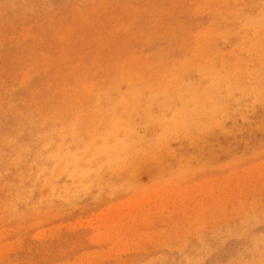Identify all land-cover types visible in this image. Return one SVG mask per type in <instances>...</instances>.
Listing matches in <instances>:
<instances>
[{
	"label": "rangeland",
	"instance_id": "rangeland-1",
	"mask_svg": "<svg viewBox=\"0 0 264 264\" xmlns=\"http://www.w3.org/2000/svg\"><path fill=\"white\" fill-rule=\"evenodd\" d=\"M263 242L264 0H0V264Z\"/></svg>",
	"mask_w": 264,
	"mask_h": 264
},
{
	"label": "bare ground",
	"instance_id": "bare-ground-1",
	"mask_svg": "<svg viewBox=\"0 0 264 264\" xmlns=\"http://www.w3.org/2000/svg\"><path fill=\"white\" fill-rule=\"evenodd\" d=\"M216 10H217V9H216ZM241 22H242V21H241ZM235 25H236V24H235ZM237 25H238V24H237ZM238 47H239V46H238ZM210 53H211V52H210ZM210 65H211V64H210ZM259 67H260V66H259ZM249 68H250V67H249ZM261 69H262V68H261ZM229 71H230V70H229ZM218 72H219V71H218ZM246 74H247V73H246ZM240 77H241V76H240ZM227 78H228V77H227ZM205 80H206V78H205ZM262 80H263V79H262ZM203 81H204V80H203ZM211 82H212V81H211ZM227 82H228V81H227ZM234 83H235V82H234ZM262 83H263V82H262ZM248 86H250V85H248ZM196 87H198V86H196ZM244 87H245V86H244ZM249 88H250V87H249ZM201 92H202V91H201ZM253 92H254V90H253ZM257 92H259V91H257ZM228 93H229V92H228ZM207 94H208V93H207ZM172 96H173V95H172ZM220 96H221V94H220ZM229 97H230V96H229ZM183 100H184V99H183ZM122 101H123V100H122ZM120 106H121V105H120ZM140 107H141V106H140ZM178 107H179V106H178ZM193 108H194V107H193ZM221 111H222V110H221ZM130 113H131V112H130ZM148 115H149V114H148ZM148 115H147V116H148ZM125 119H126V118H125ZM184 120H185V118H184ZM187 122H188V121H187ZM194 123H195V122H194ZM197 123H198V122H197ZM201 123H202V122H201ZM173 125H174V124H173ZM161 127H162V126H161ZM175 127H176V126H175ZM201 129H202V128H201ZM133 131H134V130H133ZM68 136H69V135H68ZM66 137H67V136H66ZM94 138H95V137H94ZM66 139H68V138H66ZM63 140H64V139H63ZM93 140H94V139H93ZM96 143H97V142H96ZM64 144H65V143H64ZM64 144H63V145H64ZM66 144H67V143H66ZM88 144H89V143H88ZM61 145H62V144H61ZM91 145H92V144H91ZM62 148H63V146H62L60 149H62ZM91 149H92V146H91ZM93 149H95V147H94ZM100 149H101V147H100ZM104 149H105V148H104ZM149 149H150V148H149ZM88 151H89V150H88ZM94 151H96V150H94ZM94 151H93V152H94ZM97 151H98V150H97ZM97 151H96V152H97ZM83 152H84V151H83ZM98 152H99V151H98ZM100 152H101V151H100ZM104 152H105V151H104ZM87 153H88V152H87ZM102 153H103V152H102ZM118 153H119V152H118ZM78 154H79V153H78ZM78 154H76V155H78ZM100 154H101V153H100ZM100 154H99V155H100ZM107 154H108V153H107ZM107 154H106V155H107ZM86 155H87V154H86ZM86 155H84V156H86ZM94 155H95V153H94ZM74 156H75V155H74ZM88 156H90V155H88ZM92 157H93V156H92ZM72 158H73V157H72ZM85 158H88V157H85ZM90 158H91V157H90ZM97 158H98V157H97ZM99 158H100V157H99ZM81 159H83V158H81ZM74 160H75V159H74ZM78 160H79V159H78ZM86 160H88V159H86ZM100 160H101V159H100ZM123 160H124V159H123ZM123 160H122V161H123ZM84 161H85V160H84ZM122 161H119V162H122ZM68 162H69V161H68ZM70 162H71V161H70ZM81 162H82V161H81ZM98 162H99V161H98ZM82 163H83V162H82ZM115 163H116V162H115ZM58 164H59V163H58ZM68 164H69V163H68ZM73 164H74V163H73ZM86 164H87V163H86ZM86 164H85V166H86ZM95 164H96V163H95ZM111 164H112V163H111ZM70 165H71V164H70ZM70 165L67 166V167H70ZM79 165H80L81 167L84 166V165L81 164L80 162H79ZM115 165H116V164H115ZM77 166H78V164H77ZM87 166H89V165L87 164ZM104 166H105V165H104ZM59 167H60V166H59ZM59 167H58V168H59ZM78 167H79V166H78ZM91 167H95L94 164H92ZM91 167H90V168H91ZM58 168H57V169H58ZM73 168H74V167H73ZM106 168H107V167H106ZM69 169H70V168H69ZM69 169H68V170H69ZM68 170H67V171H68ZM71 170H72V169H71ZM78 170H79V169H78ZM78 170H77V171H78ZM56 171H57V170H56ZM77 171H76V172H77ZM72 172H73V171H72ZM87 173H88V172H87ZM87 173H86V174H87ZM76 174H77V173H76ZM88 174H89V173H88ZM73 175H74V174H73ZM89 175H90V174H89ZM75 176H76V175H75ZM87 177H88V176H87ZM39 178H40V177H39ZM76 181H77V179H76ZM80 181H82L81 178H80ZM46 182H47V181H46ZM82 182H83V181H82ZM84 182H85V181H84ZM226 183H227V182H226ZM44 186H45V185H44ZM254 189H255V188H254ZM81 198H82V197H81ZM154 198H155V197H154ZM142 200H143V199H142ZM144 200H146V199H144ZM139 202H140V200H139ZM139 202H138V203H139ZM202 202H203V201H202ZM136 203H137V202H136ZM130 204H131V203H130ZM124 207H125V206H124ZM126 211H128V210H126ZM105 213H106V212H105ZM103 214H104V213H103ZM109 215H110V214H109ZM120 215H121V214H120ZM118 217H119V216H118ZM108 218H109V217H108ZM99 220H100V219H99ZM104 220H105V219H104ZM116 224H117V222H116ZM114 225H115V224H114ZM114 225H113V226H114ZM144 235H145V234H144ZM116 239H117V238H116ZM263 243H264V242H263ZM253 262H254V261H253Z\"/></svg>",
	"mask_w": 264,
	"mask_h": 264
}]
</instances>
